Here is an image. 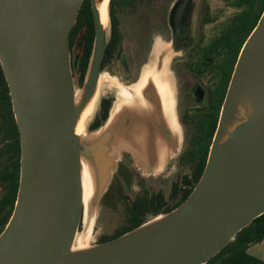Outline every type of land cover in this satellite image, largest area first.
I'll list each match as a JSON object with an SVG mask.
<instances>
[{"label": "water", "instance_id": "95a60500", "mask_svg": "<svg viewBox=\"0 0 264 264\" xmlns=\"http://www.w3.org/2000/svg\"><path fill=\"white\" fill-rule=\"evenodd\" d=\"M84 1L0 0V60L23 142L0 264H207L264 214V12L239 54L189 198L114 240L77 247L84 213L96 216L122 154L161 170L172 155L165 130L174 121L171 82L153 52L139 79L122 85L106 122L86 132L111 41L112 0L106 26L98 9L105 0H90L95 38L78 89L70 38Z\"/></svg>", "mask_w": 264, "mask_h": 264}, {"label": "flooded vegetation", "instance_id": "af4514ba", "mask_svg": "<svg viewBox=\"0 0 264 264\" xmlns=\"http://www.w3.org/2000/svg\"><path fill=\"white\" fill-rule=\"evenodd\" d=\"M179 1L132 0L127 9L117 7V22L119 12L130 11L143 27L144 40L134 56L130 53V66L112 75H125L128 84H134L155 52L159 71L171 82L174 121L165 136L173 150L159 171L152 164L143 168L133 155L122 154L100 201L103 212L98 219L104 230L93 231L94 244L114 240L174 211L192 194L206 167L239 54L264 12V0H182L177 6ZM90 30L85 24L71 33V52L73 58L78 56L75 79ZM115 66L120 67L117 62ZM22 161V133L0 60V235L15 209Z\"/></svg>", "mask_w": 264, "mask_h": 264}, {"label": "trees", "instance_id": "16d2710c", "mask_svg": "<svg viewBox=\"0 0 264 264\" xmlns=\"http://www.w3.org/2000/svg\"><path fill=\"white\" fill-rule=\"evenodd\" d=\"M132 0H112L110 4V17H111V41L106 51L105 61L102 67L103 70L110 71L113 75L117 74L116 66L117 62L122 68L130 66L129 52L123 50L122 35L120 32L119 22L116 20V13L118 8H129ZM116 7V8H115ZM87 22V23H86ZM85 24H89L90 31L87 35L88 46L82 57L79 68L76 71V77L78 79L79 87L82 85L89 58L92 51L93 39H94V22L91 12L90 0H85L83 7L79 14V19L74 27V33L76 34L78 29L83 28ZM253 28V27H252ZM251 28V29H252ZM113 100L104 98L100 103V112L92 123L89 130H95L101 127L108 119L109 112L112 106ZM107 193V192H106ZM103 197H106L104 195ZM187 198L183 201L185 202ZM182 202V203H183ZM264 241V214L255 219L249 226L240 231L235 239L229 243L219 254L213 257L207 264H264V261L251 255L249 250L252 246L258 245ZM103 243V242H102Z\"/></svg>", "mask_w": 264, "mask_h": 264}, {"label": "rangeland", "instance_id": "374dc122", "mask_svg": "<svg viewBox=\"0 0 264 264\" xmlns=\"http://www.w3.org/2000/svg\"><path fill=\"white\" fill-rule=\"evenodd\" d=\"M129 12L130 11L119 12L118 19H119L120 32L122 35L123 50L125 52L131 53V55L134 56V53L136 49L138 48V45L144 40L143 27L140 26L138 23H136V21L134 22V19ZM109 23H111L110 20H109ZM153 50L155 51V48ZM117 70L123 72V68L121 66L118 67ZM120 75H123V74H120ZM75 82H76L77 88L79 89L80 87L78 85V79H75ZM128 82H129V77L125 75L113 76L112 73L109 72L108 70H105L102 72V82H101L100 94L93 108L92 114L87 122L86 132H89L90 126L95 121L96 117L98 116L100 112L101 100L104 98H109V99H112L114 102L117 97L124 95L125 92H123L124 89L122 88V85L128 87L130 86ZM102 212L103 211H102V208L100 207V204L98 207L97 214L94 218L88 215L87 211H85L82 224H81V228H80V233L78 236V241L76 243L77 247L88 245V244L90 245L94 244L96 235H94L93 231L94 230H97V231L104 230L102 229L103 226L101 224L100 219H98L99 214H102Z\"/></svg>", "mask_w": 264, "mask_h": 264}, {"label": "bare ground", "instance_id": "6f19581e", "mask_svg": "<svg viewBox=\"0 0 264 264\" xmlns=\"http://www.w3.org/2000/svg\"><path fill=\"white\" fill-rule=\"evenodd\" d=\"M107 4H108V0H105V2L103 4H101V5L98 6V9H99V12H100V16H101V20H102V24L105 25V26L108 24ZM92 107H93V104L90 105L88 107V109L84 112V114H83V116L81 118V121L79 123V126L77 128V133L78 134H81L82 133V131H83V124H84V122L86 120V117L89 115ZM80 247H82V246H80Z\"/></svg>", "mask_w": 264, "mask_h": 264}, {"label": "crops", "instance_id": "0c3cea01", "mask_svg": "<svg viewBox=\"0 0 264 264\" xmlns=\"http://www.w3.org/2000/svg\"><path fill=\"white\" fill-rule=\"evenodd\" d=\"M250 254L264 261V241L258 245L252 246Z\"/></svg>", "mask_w": 264, "mask_h": 264}]
</instances>
